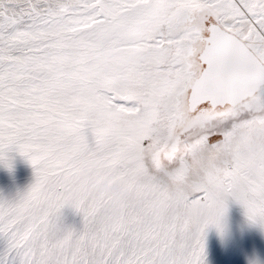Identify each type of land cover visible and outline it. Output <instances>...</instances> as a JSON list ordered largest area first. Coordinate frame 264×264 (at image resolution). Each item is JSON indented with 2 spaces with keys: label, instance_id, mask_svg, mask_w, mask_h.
Returning <instances> with one entry per match:
<instances>
[{
  "label": "snow or ice",
  "instance_id": "6c2138e0",
  "mask_svg": "<svg viewBox=\"0 0 264 264\" xmlns=\"http://www.w3.org/2000/svg\"><path fill=\"white\" fill-rule=\"evenodd\" d=\"M11 152L34 181L0 198V264H204L228 198L264 230V0H0Z\"/></svg>",
  "mask_w": 264,
  "mask_h": 264
},
{
  "label": "bare ground",
  "instance_id": "6f19581e",
  "mask_svg": "<svg viewBox=\"0 0 264 264\" xmlns=\"http://www.w3.org/2000/svg\"><path fill=\"white\" fill-rule=\"evenodd\" d=\"M9 155L11 163L21 160L26 165L31 166V164L18 152H11ZM7 169L8 168L5 166L0 165V176L5 173ZM10 185L11 184L8 181H0V196L2 198H7L13 193L18 192L17 188ZM71 209L72 208L65 206L60 210L58 223L63 228H72L70 224L72 220L69 218ZM228 209L226 208L223 217L222 232H218L214 226H208L204 230L205 233L203 232L204 264H253V262L259 264V262H264V254L258 250L251 239L245 236V233H242L243 227L241 228V225H239L240 223H238L239 221L237 220L236 215H234L235 217H232ZM242 212L245 214L244 210H242ZM74 215L75 214H73V216ZM226 257L227 259H225Z\"/></svg>",
  "mask_w": 264,
  "mask_h": 264
},
{
  "label": "rangeland",
  "instance_id": "374dc122",
  "mask_svg": "<svg viewBox=\"0 0 264 264\" xmlns=\"http://www.w3.org/2000/svg\"><path fill=\"white\" fill-rule=\"evenodd\" d=\"M216 138L220 139L222 137H216ZM0 181H8L11 184L10 186H14V188L18 189V192L13 193L12 195H10L7 198H4V199L12 200L16 197V195L19 192L26 190L27 187H29L30 184L34 181L33 168H32V166L26 165L21 160L20 161H14L11 163V168L10 169L8 168L7 171L0 176ZM0 198H2V197L0 196ZM237 204H238V206H237ZM226 208L227 209L229 208L228 210L230 211V214L232 215V217H235L234 215H236V218L239 221L238 223H240L239 225H241V228L243 227L242 233H245V236L247 238L251 239L255 243L258 250L264 254V230H261L257 225L251 223L247 219L244 212H242V210H244V208L242 207V205L239 202H237V201L235 202L234 199H232V198L227 199ZM72 213L75 215L73 216ZM76 213L79 214V212L74 211V209L70 210L69 218H70V220H72L70 224H71L72 228L79 229L82 225V215L81 214L77 215ZM77 216L79 217V219ZM80 216H81V218H80ZM73 217H74V219H73ZM225 259H227V257Z\"/></svg>",
  "mask_w": 264,
  "mask_h": 264
},
{
  "label": "clouds",
  "instance_id": "9594fccd",
  "mask_svg": "<svg viewBox=\"0 0 264 264\" xmlns=\"http://www.w3.org/2000/svg\"><path fill=\"white\" fill-rule=\"evenodd\" d=\"M88 191L92 196H115L124 195L125 192L122 188L118 187L116 184H106L102 181H93L88 186ZM259 264H264V262H259Z\"/></svg>",
  "mask_w": 264,
  "mask_h": 264
}]
</instances>
